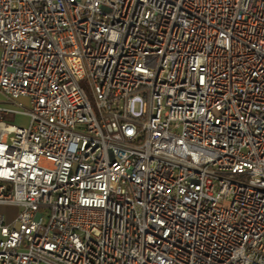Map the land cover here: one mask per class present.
I'll return each mask as SVG.
<instances>
[{
  "label": "built area",
  "instance_id": "built-area-1",
  "mask_svg": "<svg viewBox=\"0 0 264 264\" xmlns=\"http://www.w3.org/2000/svg\"><path fill=\"white\" fill-rule=\"evenodd\" d=\"M0 95V264H264V0H0Z\"/></svg>",
  "mask_w": 264,
  "mask_h": 264
},
{
  "label": "rangeland",
  "instance_id": "rangeland-1",
  "mask_svg": "<svg viewBox=\"0 0 264 264\" xmlns=\"http://www.w3.org/2000/svg\"><path fill=\"white\" fill-rule=\"evenodd\" d=\"M1 119L7 122H13L16 125H24L27 123L26 117L13 114L4 115L1 117ZM17 212L18 209L15 207L0 206V214L4 215L7 221L11 220L13 218V215Z\"/></svg>",
  "mask_w": 264,
  "mask_h": 264
},
{
  "label": "crops",
  "instance_id": "crops-1",
  "mask_svg": "<svg viewBox=\"0 0 264 264\" xmlns=\"http://www.w3.org/2000/svg\"><path fill=\"white\" fill-rule=\"evenodd\" d=\"M0 108L11 109L10 106H8L7 104H5V103L3 102V98H2L1 95H0Z\"/></svg>",
  "mask_w": 264,
  "mask_h": 264
},
{
  "label": "bare ground",
  "instance_id": "bare-ground-1",
  "mask_svg": "<svg viewBox=\"0 0 264 264\" xmlns=\"http://www.w3.org/2000/svg\"><path fill=\"white\" fill-rule=\"evenodd\" d=\"M263 190H264V183H263Z\"/></svg>",
  "mask_w": 264,
  "mask_h": 264
}]
</instances>
